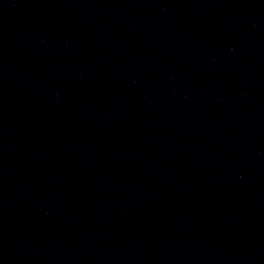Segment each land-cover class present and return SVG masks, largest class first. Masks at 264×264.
I'll return each instance as SVG.
<instances>
[{
    "label": "water",
    "instance_id": "1",
    "mask_svg": "<svg viewBox=\"0 0 264 264\" xmlns=\"http://www.w3.org/2000/svg\"><path fill=\"white\" fill-rule=\"evenodd\" d=\"M0 264H264V0H0Z\"/></svg>",
    "mask_w": 264,
    "mask_h": 264
}]
</instances>
